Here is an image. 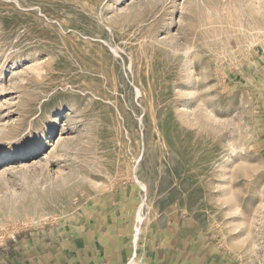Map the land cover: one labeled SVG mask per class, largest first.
I'll return each instance as SVG.
<instances>
[{"label":"rangeland","instance_id":"374dc122","mask_svg":"<svg viewBox=\"0 0 264 264\" xmlns=\"http://www.w3.org/2000/svg\"><path fill=\"white\" fill-rule=\"evenodd\" d=\"M256 26L264 0H0V264L118 193L181 264H264Z\"/></svg>","mask_w":264,"mask_h":264},{"label":"crops","instance_id":"0c3cea01","mask_svg":"<svg viewBox=\"0 0 264 264\" xmlns=\"http://www.w3.org/2000/svg\"><path fill=\"white\" fill-rule=\"evenodd\" d=\"M120 194L104 198L102 205L87 208L86 219L54 233L49 242L44 235L32 241L21 238L18 243L25 248L23 264H181L186 257L188 233L180 227L176 235L170 233L169 227L144 230L143 220L138 218L142 210L137 211L135 222V209L117 196ZM196 236L200 235L192 236L195 241L192 239L191 245L197 243ZM226 251V256L231 255L225 261L214 249L213 254L220 259L212 258V263L239 262L236 254Z\"/></svg>","mask_w":264,"mask_h":264},{"label":"bare ground","instance_id":"6f19581e","mask_svg":"<svg viewBox=\"0 0 264 264\" xmlns=\"http://www.w3.org/2000/svg\"><path fill=\"white\" fill-rule=\"evenodd\" d=\"M258 2V1H257ZM240 26H242V25H240ZM243 29H245L246 31H248L249 33H256V32H260L261 30H264V27H260V26H256V27H254V28H248V27H242ZM21 154V153H20ZM141 157L139 156V158L138 159H140ZM136 179L138 180V178L136 177ZM140 184L144 187V188H146V185L145 184H143V183H141L140 182ZM146 190H147V188H146ZM145 206V205H144ZM139 210L141 211L142 210V208H139ZM138 218H139V221H141V220H143L144 219V216H143V214L140 212L139 214H138ZM137 229H139L138 227H137ZM263 245H264V237H263ZM264 249V248H263Z\"/></svg>","mask_w":264,"mask_h":264}]
</instances>
